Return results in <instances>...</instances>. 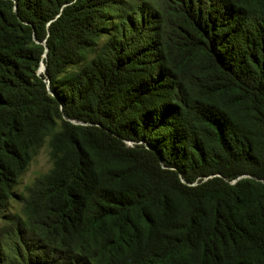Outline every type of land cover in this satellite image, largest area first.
Wrapping results in <instances>:
<instances>
[{
  "label": "trees",
  "instance_id": "obj_1",
  "mask_svg": "<svg viewBox=\"0 0 264 264\" xmlns=\"http://www.w3.org/2000/svg\"><path fill=\"white\" fill-rule=\"evenodd\" d=\"M154 1L0 0V264H264V0Z\"/></svg>",
  "mask_w": 264,
  "mask_h": 264
},
{
  "label": "rangeland",
  "instance_id": "obj_2",
  "mask_svg": "<svg viewBox=\"0 0 264 264\" xmlns=\"http://www.w3.org/2000/svg\"><path fill=\"white\" fill-rule=\"evenodd\" d=\"M126 10L136 6L140 10L153 12L154 0H123ZM150 9V10H149ZM53 168L51 156L50 138L46 137L36 153L33 155L29 167L20 177L18 184L9 200L8 207L0 219V228L6 226L13 219L24 220V207L28 198L29 190L38 180L46 176Z\"/></svg>",
  "mask_w": 264,
  "mask_h": 264
},
{
  "label": "water",
  "instance_id": "obj_3",
  "mask_svg": "<svg viewBox=\"0 0 264 264\" xmlns=\"http://www.w3.org/2000/svg\"><path fill=\"white\" fill-rule=\"evenodd\" d=\"M47 50H48V49H47ZM42 65H43V68H42V66H41V68H40V70H39L40 73H42V72L45 71V64H42Z\"/></svg>",
  "mask_w": 264,
  "mask_h": 264
},
{
  "label": "bare ground",
  "instance_id": "obj_4",
  "mask_svg": "<svg viewBox=\"0 0 264 264\" xmlns=\"http://www.w3.org/2000/svg\"><path fill=\"white\" fill-rule=\"evenodd\" d=\"M42 68H43V65H42Z\"/></svg>",
  "mask_w": 264,
  "mask_h": 264
}]
</instances>
